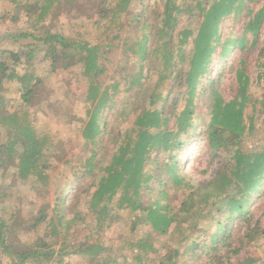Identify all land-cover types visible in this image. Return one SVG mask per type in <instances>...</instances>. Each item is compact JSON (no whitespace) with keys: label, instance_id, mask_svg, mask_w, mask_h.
Here are the masks:
<instances>
[{"label":"trees","instance_id":"1","mask_svg":"<svg viewBox=\"0 0 264 264\" xmlns=\"http://www.w3.org/2000/svg\"><path fill=\"white\" fill-rule=\"evenodd\" d=\"M54 1L57 6L63 8L67 19L75 17L74 24L82 23L83 20L91 21L94 17L103 19L117 10L128 13L136 9L137 3L138 9L133 14L134 25L139 32L146 30V35L144 34L143 40L138 44L142 53L139 67L142 69L145 64L149 66L151 57L156 58L158 61L156 70L159 66L163 67L160 80L172 82L167 95L159 100L158 95L146 96L147 91H144L138 73L137 77L132 76L130 80L127 78L128 85L133 88L135 100L140 94L145 95L140 106H136L133 101L130 102V107L128 106V112L133 111L135 114L136 128L133 133H125L123 138L122 134H117L115 138L110 133L116 145L104 175L97 181L94 177L92 180L86 179L87 175L92 174L93 166L89 165L87 166L89 169L81 173L80 181L76 186L75 195L79 196V199L82 195H90L86 204L97 219L96 227L99 229L105 221L117 217V212L113 208L115 204L113 202L117 200V205H125L134 214L132 227L147 222L161 234H166L172 227L171 233L181 235L179 241L187 242L188 251L194 253L197 250H207L214 253V260L223 257V254H238L243 249L244 245L241 241L236 248L229 250L233 247L231 226L234 223L237 222L240 228H246L242 237L244 241L251 242L264 235V229L259 223L251 222L252 213L249 211L252 197L258 192L263 180L264 149L248 152L242 148L246 131L243 112L248 102L245 94L248 85L247 59L241 58L240 65L236 68L237 91L231 100L222 99L217 92L218 82L210 77L211 67L218 61L228 59L231 52L243 53L248 44L250 50L257 46L264 25V7L253 16L251 22L244 25L236 39H231L229 33V36L222 40L221 28L224 27L226 20L231 15L233 19L239 18L244 10H249V2L252 0H195V5L191 7L185 3L174 5L175 0H155L152 3L151 0H116L114 3L110 0ZM42 2L43 0H26V5L31 11H37L41 8ZM75 2H81L84 10L75 9ZM160 5L162 10H159ZM246 33L251 35L250 43ZM15 35L14 43L22 39H31V43L25 44V48H29V54L34 55L37 48L35 41L40 42L44 46V58L49 60V69L52 72L69 68L73 44H69L62 34L41 32V36L36 37L19 29L16 30ZM118 37V34L112 38L106 36L108 39L101 49L88 48L86 44L79 45L80 50L85 51V54L80 56V61L83 65V75L88 80L86 101L90 102L86 112L88 119L83 126L82 136L91 142L95 147L94 151L102 144L97 141L99 136L106 132L103 111L110 99L108 88L101 90L102 83L98 81L103 74L99 64V54L102 48H107L110 41L119 39ZM5 53L14 62L19 60L17 53L11 50ZM259 55H264V49ZM259 55L258 57H261ZM31 60L32 58L28 59V63ZM185 63L187 68L183 69ZM261 66L264 67V64ZM147 76L149 77V74H146ZM6 82L16 84L11 93H19V98L25 105H29L34 97L45 91L43 82L32 72L20 75L10 68L0 74V106L7 99L5 95L10 92L9 89L4 88ZM182 87H185V92L188 94L184 110L180 113H172L169 109L177 103L179 89ZM206 88L209 90L205 99L209 121L205 127V138L211 149L227 152L230 155V163L217 168L212 180L206 186L195 188L194 192L182 201L178 211L184 212L192 221L185 227L186 231H179L180 224L170 214L166 204L160 201L148 203L144 198L149 194V183L154 180L155 174L171 175L172 184L176 188L185 185L177 173L180 156L183 154L184 139L186 141L188 131L197 129L196 124L194 125L197 117L194 113L195 102L201 94L206 93L204 91ZM170 95H173V98H170ZM260 105L257 111L258 117H249L248 132H252L255 128V119L263 117L264 121V97ZM134 107L140 108L134 109ZM49 108L61 111L57 114L60 119L71 122L72 113L69 107L64 109L62 104L56 103ZM170 122L173 123L172 126L169 125ZM22 132L24 150L19 157L14 156L12 150L7 151L0 143V175L3 176L11 168L15 170L16 176L18 172L22 179H28L30 174L35 176L34 185L38 184V181L46 183L47 176L44 174L46 168L39 158L41 152L38 154L36 136L28 128H23ZM95 156L96 153L91 154L87 163L94 160ZM13 185L14 182L8 186L1 182L0 203L9 199L10 193L8 194L7 189L12 188ZM161 185L165 186L162 183ZM159 194L165 195L162 191ZM55 207V216H49L47 212L49 205L45 204L42 210L25 222L27 232L36 233L42 225L44 226L43 236L37 237L31 245H22L14 239L12 231L15 226H19L17 222L21 221L20 216L16 215L13 218L14 222L9 225L0 217V251L12 257L15 264H48L56 253L62 256L81 253L88 257L92 256L94 262L93 260L102 254L104 249L97 242L89 244L85 238L86 242L82 243L73 245L63 243L59 250H56L57 242H46L48 238L58 237L60 234L59 227L64 215L58 213L57 203ZM75 217L67 223L66 229L72 221L79 219V215ZM210 220H214L212 224L216 226L214 231L202 225ZM173 223L175 224L172 226ZM194 233L198 234L196 240L192 238ZM203 237H206L205 240L200 241ZM147 247L150 246L143 241L136 246L138 250ZM178 255L177 249L168 253L169 257L176 258ZM225 259L227 260L226 257ZM134 260L136 264H140L142 256L136 254ZM241 263L253 264L254 261L249 257ZM170 264L185 263H177L173 260Z\"/></svg>","mask_w":264,"mask_h":264},{"label":"rangeland","instance_id":"2","mask_svg":"<svg viewBox=\"0 0 264 264\" xmlns=\"http://www.w3.org/2000/svg\"><path fill=\"white\" fill-rule=\"evenodd\" d=\"M110 1L114 3L116 0ZM154 1L151 0L150 3ZM183 3L191 7L195 5V0H175L174 5ZM26 4V0H0V74L7 72L10 68L20 75L30 71L43 82L45 91L34 97L29 105H25L20 100L19 93H11L16 84L7 82L4 84V88L9 89L10 92L5 93L7 99L0 106V143L7 151L12 150L11 153L19 157L24 150V141L21 140L22 129L28 128L33 131L39 148L38 154L41 152L39 158L46 168L44 174L47 180H44L46 183L38 181V184L34 185L35 176L30 174L28 179H22L18 172L16 176L15 170L11 168L3 176L0 175V184L2 182L8 186L14 182L13 187L7 189L8 194L10 193L9 199L2 200L0 203V217L8 225L14 222L13 218L16 215L20 216L21 221L17 222L20 227L15 226L12 231L14 239L22 245H31L37 237H42L43 225L36 233L27 232L25 222L42 210L45 204L49 205L47 210L49 216H55L54 210L57 203L58 213L64 215L59 227L60 234L58 237L48 238L47 243L57 242L56 250H59L63 243L73 245L84 242L86 238L89 244L97 242L104 249L103 253L93 260L94 262H92V256L88 257L81 253L65 256L56 253L48 264H136L134 260L136 254L142 256L140 264H170L173 260L185 264H242L241 262L249 257L254 261L253 264H264V235H260L251 242L244 241L242 237L246 228H240L237 222L231 226L233 247L229 250L236 248L241 241L244 245L243 249L235 255L223 254L224 259L221 257L217 260H214V253L207 250H197L194 253L188 251L187 242L180 243L181 235L171 233L172 227L166 234L156 232L147 222L138 223L136 227H132L134 214L125 205H117V200L113 202L117 217L105 221L99 229L96 227L97 219L86 204L90 195H82L79 199V196L75 195L76 186L80 181L81 173L88 170L89 165L93 166L92 174L87 175L86 179L92 180L94 177L97 181L104 175L115 151L116 144L111 139V135L116 138L117 134H122L123 138L125 133H133L136 128L135 114L133 111L128 112V106L130 107L129 104L132 101L136 106H140L145 95L140 94L135 100L133 88L128 85L127 78L130 80L138 73L137 76L141 77L140 83L144 85V91H147L146 96L158 95L159 100L167 95L172 82L160 80L163 67L159 66V70H156L158 67L156 58L151 57L149 66L145 64L142 69L139 67L142 53L138 44L143 40L144 34L146 35V30L139 32L134 25L133 14L138 9L137 3L136 9L128 13L117 10L103 19L94 17L91 21L83 20L82 23L76 24H74L75 17L67 19L63 8L57 6L54 0H43L41 8L37 11H31ZM263 7L264 0H252L249 2V10H244L239 18L233 19L231 15L221 28L222 40L229 33L231 39H236L244 25L251 22L253 16ZM74 8L78 11L84 10L81 2H75ZM162 9L160 5L159 10ZM14 18L16 20L13 21ZM19 29L36 37H40L41 32L62 34L69 44H73L69 68L52 72L49 69V60L44 58V46L40 42L35 41L37 48L34 55L29 54V48H25L26 43L32 42L31 39H22L14 43L15 32ZM116 34L119 35V39L109 40V46L102 48L99 54V64L103 74L98 81L102 83L101 90L108 88L110 99L103 111L106 132L99 136L97 141L102 144L94 151L95 147L82 136L83 126L88 119L86 112L90 102L86 101L88 80L83 75V65L80 61V56L84 55L85 51L80 50L79 45L86 44L88 48L101 49L108 39L106 36L112 38ZM250 36V33H246L248 43L251 40ZM263 49L264 25L261 28L259 42L253 50H250L248 44L243 53L231 52L228 59L218 61L210 70V77L216 83L218 82L217 92L222 99L228 101L236 95V68L240 65L239 61L241 58L247 59L248 85L245 94L248 102L243 112L246 131L242 148L248 152L264 149L263 117L255 119V128L252 132H248L249 117H258L257 111L264 97V67L261 66L264 64V55H259ZM9 50L17 53L18 61L14 62L5 53ZM30 58L32 60L28 63ZM182 68L186 69L187 64H183ZM146 74H149V77H146ZM179 91L177 103L173 108H168L172 113H180L185 107L188 94L185 92V87L180 88ZM204 91L206 93L201 94L195 102L194 113L197 117L194 125L196 124L197 129L188 131L186 141L184 139L183 154L180 156L177 173L185 185L176 188L172 184L171 175L163 173L164 175L159 177L155 174L154 180L149 183V194L144 198V201L148 203L160 201L166 204L170 214L180 224L179 231H186L185 227L192 221L184 212L178 211L182 201L193 193L195 188L206 186L212 180L217 168L230 163V155L221 150L211 149L205 138V127L209 121L205 99L209 90L206 88ZM170 98H173V95H170ZM56 103L62 104L64 109L69 107L72 113L71 122L60 119L57 114L61 111L49 108ZM138 108L134 107V109ZM172 124V122L169 123L170 126ZM95 153L94 160L88 164L91 154ZM161 179L162 182H160ZM161 191L165 194L164 196L159 194ZM249 211L252 213L251 222L253 224L258 222L264 229V172L258 192L252 197ZM76 215H79V219L72 221L66 229L67 223ZM213 222L214 220H210L202 225L214 231L216 226L212 225ZM195 234L192 237L195 238L194 240L198 236ZM205 238L203 237L200 241H204ZM142 241L150 247L138 250L136 246ZM175 249L178 250L179 255L176 258L169 257L168 253ZM14 262L12 257L0 251L1 264H15Z\"/></svg>","mask_w":264,"mask_h":264}]
</instances>
